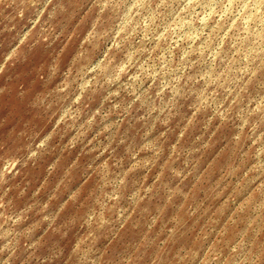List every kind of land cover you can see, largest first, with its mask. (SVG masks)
Instances as JSON below:
<instances>
[{
    "label": "clouds",
    "instance_id": "clouds-1",
    "mask_svg": "<svg viewBox=\"0 0 264 264\" xmlns=\"http://www.w3.org/2000/svg\"><path fill=\"white\" fill-rule=\"evenodd\" d=\"M0 264H264V0H0Z\"/></svg>",
    "mask_w": 264,
    "mask_h": 264
}]
</instances>
